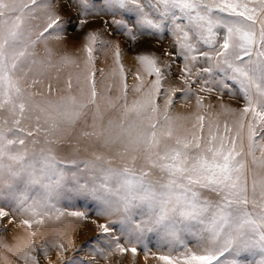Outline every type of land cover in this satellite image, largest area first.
<instances>
[{"label":"snow or ice","instance_id":"1","mask_svg":"<svg viewBox=\"0 0 264 264\" xmlns=\"http://www.w3.org/2000/svg\"><path fill=\"white\" fill-rule=\"evenodd\" d=\"M65 11L75 15L65 20ZM101 14L111 15L105 24L134 41L171 35L175 51L164 55L182 64L178 79L186 87L162 93L172 62L161 68L158 56L140 54L143 72L155 78L146 86L137 71L139 83L131 91L141 95L129 102L116 46L120 95L114 100L107 94L111 85L101 94L93 56L99 37L90 32L75 91L71 74L66 95L50 99L58 91L50 83L46 91H33L53 68L60 70L47 41L61 39L73 19L79 28ZM124 14L131 24L115 18ZM40 43L45 57L36 51ZM72 63L67 56L59 61L60 66ZM194 84L198 92H216L218 99L225 90L236 94L235 84L244 107L221 103L219 112L197 113L186 127L179 121L188 118L169 110L177 92L197 95L203 107ZM102 104L118 109V117L106 119ZM62 144L70 145V155L57 154ZM89 149V156L79 155ZM76 197L97 202L100 215L135 225L137 239L145 231L167 237L199 233L201 253L186 251L182 262L160 257L168 264H264V0H0V201L15 214L31 216L22 221L31 229L53 213L56 219L84 216L59 206ZM5 207L0 219L12 223ZM101 228L111 230L106 224ZM53 246L65 251L62 244ZM8 250L18 252L25 264H39L31 254L34 244ZM246 255L258 258L248 262Z\"/></svg>","mask_w":264,"mask_h":264},{"label":"rangeland","instance_id":"2","mask_svg":"<svg viewBox=\"0 0 264 264\" xmlns=\"http://www.w3.org/2000/svg\"><path fill=\"white\" fill-rule=\"evenodd\" d=\"M69 15H75V12L65 11L64 19L67 20ZM116 19H125L130 24L132 18L127 14L115 17ZM113 19L111 15L101 14L99 16L89 17V23L82 27H77L76 20H72L70 25H65V32L61 39H50L47 41V48L51 50V59L60 68L57 72L53 68L48 76L44 79V85L33 86V91H46L47 85L50 83L53 89H58L50 94V99H56L59 96L66 95L64 90L69 74L72 75V83L75 91V76L81 72L84 67V59L78 50L85 49L87 44V36L90 32H94L99 37V41L94 45V64L96 71V80L98 91L103 94L111 85V91L107 94L113 99L120 95L121 79L118 72V64L116 61L115 50L116 46L120 51V63L123 64L126 83L129 86L128 100L131 102L140 97V93L131 91L134 85L139 81L135 77L137 71L145 81V85L154 80V76H147L143 72L142 66L139 63L138 56L140 54L151 53L160 58L159 63L161 68L164 67V61L172 62V69L168 73L167 79L163 82V88L175 87L185 88L186 85L178 79L179 68L181 63L171 61V58L164 55L165 51L174 52V38L167 32L159 37H139L137 40L130 39L129 35L117 31L114 25L108 26L105 21ZM157 40L159 42H157ZM71 43H76L78 49L71 46ZM201 50H207V46L201 45ZM37 53L41 57L47 56L45 45L40 43L36 48ZM67 56L75 63L66 66H60L59 61L62 57ZM86 56V53H85ZM78 65V66H77ZM199 66V65H198ZM100 70H103L104 76L101 77ZM116 70V75L113 76V71ZM103 80V83H99ZM232 83V82H229ZM56 86H55V85ZM237 89L236 94H229L224 91L222 98L218 99L216 92L211 94L198 92V85L192 86L193 91L199 96L204 97L203 107L197 104V95L182 96L177 92L173 97V105L170 112L174 116L187 117V120L179 121L186 127H191V123L195 114H207L209 111L219 112L221 103L228 108L241 109L244 107V98L238 92V86L233 84ZM120 103V102H117ZM157 103L163 107V100L157 99ZM212 107L209 108L208 106ZM106 109L105 118H116L119 115L118 109ZM220 119L228 120L231 123V117L222 115ZM247 141L245 140V144ZM83 147V144L81 145ZM70 145L62 144L57 146V154L61 157L70 155ZM91 149L88 152L81 151L79 155L89 156ZM250 163V161H249ZM116 166H120L122 161L117 158ZM139 164V161H138ZM211 198H215L214 194ZM67 213L73 211L83 212L84 216L75 217L64 215L56 219L53 213L50 217L43 218V223L37 224L33 222L32 228L29 229L22 223L24 219L33 220L31 216L20 215L12 212L11 208L5 207L0 201V207H5V210L10 212V217L14 216L12 223H8L9 218L0 219V264H25V261L20 259L18 252H11L9 247H18L21 251L29 245H35V251L31 254L36 256L39 264H69V261L74 260L75 264H168L167 261L160 257L169 256L175 262L179 257L181 262L186 251L201 253L200 235L195 230L193 232H180L175 237H167L155 231H145L139 239L135 237L137 231L136 226L130 223L121 224L119 216H107L98 214L99 206L97 202L86 199L84 197L69 198L67 201H62L59 205ZM137 222L139 218L137 217ZM108 225L110 231L104 233L101 225ZM34 233V235H33ZM54 244L64 245L65 251L61 254L59 247H54ZM117 244L123 246L127 251H120ZM5 245L7 247H5ZM47 247L45 255L43 249ZM135 247L136 253L131 249ZM251 255L243 257L245 261L257 259ZM30 264V262H29Z\"/></svg>","mask_w":264,"mask_h":264},{"label":"bare ground","instance_id":"3","mask_svg":"<svg viewBox=\"0 0 264 264\" xmlns=\"http://www.w3.org/2000/svg\"><path fill=\"white\" fill-rule=\"evenodd\" d=\"M71 46H74L75 48L78 49V45H76V43H71L70 44ZM78 52L81 54L82 56V59L85 57V51L83 50V53H82V50H78ZM55 85V84H54ZM56 86V85H55Z\"/></svg>","mask_w":264,"mask_h":264}]
</instances>
